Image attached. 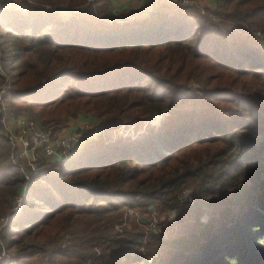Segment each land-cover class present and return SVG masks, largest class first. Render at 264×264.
Listing matches in <instances>:
<instances>
[{"label":"trees","instance_id":"trees-1","mask_svg":"<svg viewBox=\"0 0 264 264\" xmlns=\"http://www.w3.org/2000/svg\"><path fill=\"white\" fill-rule=\"evenodd\" d=\"M193 6L0 0V104L28 106L52 136L82 112L131 132L33 172L0 106V220L22 197L0 238L16 264H264V0ZM149 205L174 213L163 232L139 246L114 233L121 208Z\"/></svg>","mask_w":264,"mask_h":264},{"label":"rangeland","instance_id":"rangeland-1","mask_svg":"<svg viewBox=\"0 0 264 264\" xmlns=\"http://www.w3.org/2000/svg\"><path fill=\"white\" fill-rule=\"evenodd\" d=\"M188 1L192 6L195 5L193 7L196 10L203 9V8L207 7L205 5V3L203 2L205 0H188ZM216 1H218V0H216ZM7 87L8 86H6L3 89V92L5 91V89ZM2 106H4L3 115L6 118V124L13 134L16 133V130H17L16 118L18 119L21 117H25L26 119L32 120L35 123L39 122V117L37 116L36 112L32 111L33 114L30 113V111L26 108L28 106L21 105L19 103H14L12 105L2 104ZM78 117H79V123L75 127H73L74 129L72 131L64 130L70 125L69 121L71 119L78 118ZM162 118H163V115L154 116L151 120L152 124L158 125ZM63 123H64V121H63ZM95 124L98 126L97 129H99V130L97 132L94 131L95 133L84 134V136L81 140V146L83 144V141L86 138H88V136L100 134L101 132H105V130H107V129H110V131L107 134L109 136H112V138L115 136H120V135L124 136V135H130L131 134V132H124L125 129L128 130V128L126 126H123L124 120H122V119H114L112 121L111 120H100V119L94 117L91 113H87V112H82V113L78 114L76 117L68 118L64 123V125H65L64 128L59 133H62V134H65V133L67 134V132L68 133L69 132L70 133H77V131L80 129V127L86 128L88 126H91V125L93 126ZM17 159H19V158L14 157L15 164H17V165L20 164L23 167H29L31 171L33 170V172L35 170V163L34 162H37L38 160H44L46 162H50L48 159L46 160L45 158H43V156L40 154H39V157L36 158L37 161L35 160L33 163H30L31 165L26 163L25 159H19V160H17ZM29 175H30V173H29ZM190 191H191V188L188 187L184 191V197L189 199L191 196ZM17 202H18V199H17ZM173 218H174V213L172 211L168 212L166 215L159 214L158 210L153 205H149L147 208H144V209L123 207L119 210V212L115 218V222L113 223L112 228L115 229V232L113 229H112V231L114 233H116V235H118V236L120 235L123 237H135L136 234L141 235V237L138 239L139 242H137L138 243L137 245L139 246V245L145 244L151 238L152 234L163 232L162 229H163L165 223H167L168 221H171ZM4 225H5V223L3 224V221H2L0 230L2 229V227ZM245 230H246V228H241L240 226H237L235 233L240 232L241 236H243L242 232ZM237 244H238L237 242H234L233 246H236ZM243 248L246 249V246L244 245ZM123 249H125V248H123ZM234 251H235V249H234ZM236 252H238V251H236ZM236 252H232V253H236ZM131 254L133 255L132 251H131ZM237 254L240 257V256L246 254V250H244L243 254L239 253V252ZM42 263L43 262H41L40 260H37L35 262V264H42ZM0 264H16V263L13 260H11L10 256L6 252L5 256L0 261ZM83 264H91V262L86 261ZM127 264H148V261L146 260V258H143V259H141L135 263L129 261Z\"/></svg>","mask_w":264,"mask_h":264},{"label":"built area","instance_id":"built-area-1","mask_svg":"<svg viewBox=\"0 0 264 264\" xmlns=\"http://www.w3.org/2000/svg\"><path fill=\"white\" fill-rule=\"evenodd\" d=\"M182 4L189 5L188 0H178ZM3 113L4 106L0 104ZM1 121L6 130V136L8 137L14 157L19 159H25L26 163H33L39 154L46 160H63L72 151L81 147V140L84 134L95 133L97 125H91L86 128L80 127L77 133H58L52 136L48 130L41 128L37 123L25 117L16 118V133H12L6 124V118L2 114ZM86 126V125H85ZM95 131V132H94ZM17 159V160H19ZM15 162V161H14ZM31 165V164H30ZM18 202H16L13 209L9 212L6 218L0 220L3 224L6 220L10 219L14 213H16L21 205L22 197L19 196ZM6 251L0 238V261L5 256Z\"/></svg>","mask_w":264,"mask_h":264},{"label":"crops","instance_id":"crops-1","mask_svg":"<svg viewBox=\"0 0 264 264\" xmlns=\"http://www.w3.org/2000/svg\"><path fill=\"white\" fill-rule=\"evenodd\" d=\"M203 2L207 7H213L217 3L216 0H205ZM144 4L145 0H110V9L114 14L124 13L128 15L131 11L141 9ZM59 16L62 19H66L69 16V13L65 10H61L59 11ZM78 123L79 117L73 118L69 121L70 125L64 130L72 131L74 129L73 127H75Z\"/></svg>","mask_w":264,"mask_h":264}]
</instances>
